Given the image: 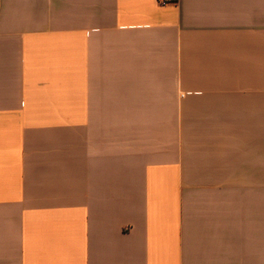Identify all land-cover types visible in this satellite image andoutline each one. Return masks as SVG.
<instances>
[{"label":"crops","instance_id":"0c3cea01","mask_svg":"<svg viewBox=\"0 0 264 264\" xmlns=\"http://www.w3.org/2000/svg\"><path fill=\"white\" fill-rule=\"evenodd\" d=\"M0 0V264H264V0Z\"/></svg>","mask_w":264,"mask_h":264},{"label":"built area","instance_id":"2783aa9c","mask_svg":"<svg viewBox=\"0 0 264 264\" xmlns=\"http://www.w3.org/2000/svg\"><path fill=\"white\" fill-rule=\"evenodd\" d=\"M160 3H161V4H165V1H164V0H160Z\"/></svg>","mask_w":264,"mask_h":264}]
</instances>
